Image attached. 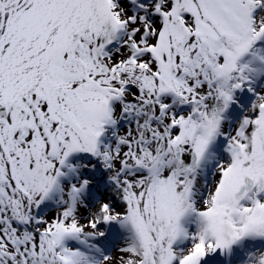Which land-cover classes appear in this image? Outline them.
Listing matches in <instances>:
<instances>
[{
  "label": "snow or ice",
  "instance_id": "6c2138e0",
  "mask_svg": "<svg viewBox=\"0 0 264 264\" xmlns=\"http://www.w3.org/2000/svg\"><path fill=\"white\" fill-rule=\"evenodd\" d=\"M0 264H264V0H0Z\"/></svg>",
  "mask_w": 264,
  "mask_h": 264
}]
</instances>
